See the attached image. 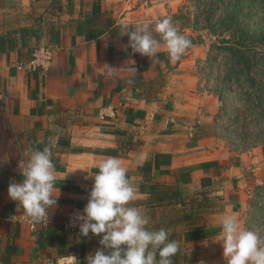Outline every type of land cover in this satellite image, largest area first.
Returning a JSON list of instances; mask_svg holds the SVG:
<instances>
[{
    "label": "crops",
    "instance_id": "crops-1",
    "mask_svg": "<svg viewBox=\"0 0 264 264\" xmlns=\"http://www.w3.org/2000/svg\"><path fill=\"white\" fill-rule=\"evenodd\" d=\"M182 0H0V264H87L101 236L68 233L63 220L87 204L99 164L118 158L135 188L129 206L165 229L173 264H227L222 221L247 206L259 156L233 153L211 133L208 95L197 92L191 47L172 60L154 31ZM190 16V15H188ZM173 21V20H172ZM189 35L192 20L173 21ZM148 24L159 42L133 52L127 30ZM49 49L45 69L27 65ZM49 148L56 205L33 234L8 195L35 151Z\"/></svg>",
    "mask_w": 264,
    "mask_h": 264
},
{
    "label": "clouds",
    "instance_id": "clouds-1",
    "mask_svg": "<svg viewBox=\"0 0 264 264\" xmlns=\"http://www.w3.org/2000/svg\"><path fill=\"white\" fill-rule=\"evenodd\" d=\"M154 31L166 42L172 60H178L191 45L171 17L157 22ZM152 32L148 24L125 32L133 52L150 58L156 56L159 42ZM98 167L83 214H77L82 236L89 233L101 236L102 247L87 257V264H173V257L180 251L179 243L171 240L163 228L149 230L148 218L139 208L129 206L135 198V188L120 160L108 158ZM21 175L22 182L10 183L8 195L22 206L31 221L39 223L58 198H53L56 175L51 150L46 147L35 151ZM222 231L227 264H264V240L242 227L238 217L225 216Z\"/></svg>",
    "mask_w": 264,
    "mask_h": 264
},
{
    "label": "rangeland",
    "instance_id": "rangeland-1",
    "mask_svg": "<svg viewBox=\"0 0 264 264\" xmlns=\"http://www.w3.org/2000/svg\"><path fill=\"white\" fill-rule=\"evenodd\" d=\"M181 11L192 20L185 37L196 90L213 108L211 133L229 152L259 156L262 180H250L241 218L264 240V0H182ZM237 40L240 51L231 53Z\"/></svg>",
    "mask_w": 264,
    "mask_h": 264
},
{
    "label": "built area",
    "instance_id": "built-area-1",
    "mask_svg": "<svg viewBox=\"0 0 264 264\" xmlns=\"http://www.w3.org/2000/svg\"><path fill=\"white\" fill-rule=\"evenodd\" d=\"M51 62H52V51L49 49H43V50L35 51L32 54V57L27 62V65L23 63H18L16 65V69L18 70H22L23 68H26L27 70L45 69L50 65ZM85 206L86 204L74 205L70 208L62 223L64 231L68 233L79 232V224L81 223V221L77 220V214H83V209ZM27 224L29 231L35 234L38 231L39 227L45 226L47 224V219L45 217L44 220H42L41 222L35 223L31 221L29 217Z\"/></svg>",
    "mask_w": 264,
    "mask_h": 264
},
{
    "label": "trees",
    "instance_id": "trees-1",
    "mask_svg": "<svg viewBox=\"0 0 264 264\" xmlns=\"http://www.w3.org/2000/svg\"><path fill=\"white\" fill-rule=\"evenodd\" d=\"M171 18H172L173 21L174 20H178L179 22L182 21V20H185L184 21L185 23H187V22L190 21V17L186 13H184L182 11H180L179 13L172 14L171 15ZM184 22H180V24L181 25L182 24H185ZM238 32L240 34V37H243V36L244 37H248L247 36V33L245 31H238ZM226 49L228 51H230L231 53L237 54V52L240 51V41H238V40L235 41V45L234 46H232V47H226ZM235 54H233V55H235Z\"/></svg>",
    "mask_w": 264,
    "mask_h": 264
}]
</instances>
